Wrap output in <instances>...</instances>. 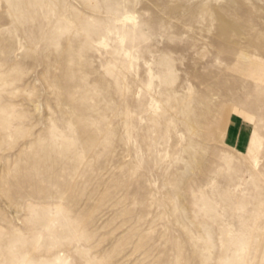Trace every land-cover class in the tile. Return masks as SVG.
<instances>
[{
  "label": "rangeland",
  "instance_id": "374dc122",
  "mask_svg": "<svg viewBox=\"0 0 264 264\" xmlns=\"http://www.w3.org/2000/svg\"><path fill=\"white\" fill-rule=\"evenodd\" d=\"M0 264H264V0H0Z\"/></svg>",
  "mask_w": 264,
  "mask_h": 264
}]
</instances>
